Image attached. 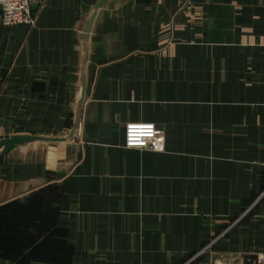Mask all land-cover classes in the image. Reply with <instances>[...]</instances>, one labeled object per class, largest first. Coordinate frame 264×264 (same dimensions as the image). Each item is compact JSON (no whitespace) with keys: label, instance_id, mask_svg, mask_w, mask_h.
<instances>
[{"label":"crops","instance_id":"obj_1","mask_svg":"<svg viewBox=\"0 0 264 264\" xmlns=\"http://www.w3.org/2000/svg\"><path fill=\"white\" fill-rule=\"evenodd\" d=\"M32 8L0 19V140L33 136L0 144V264H264V0Z\"/></svg>","mask_w":264,"mask_h":264},{"label":"built area","instance_id":"obj_2","mask_svg":"<svg viewBox=\"0 0 264 264\" xmlns=\"http://www.w3.org/2000/svg\"><path fill=\"white\" fill-rule=\"evenodd\" d=\"M33 18L32 0H0L2 23L31 24ZM124 142L129 147L161 151L165 149L166 136L161 125L153 121H129L124 125Z\"/></svg>","mask_w":264,"mask_h":264},{"label":"water","instance_id":"obj_3","mask_svg":"<svg viewBox=\"0 0 264 264\" xmlns=\"http://www.w3.org/2000/svg\"><path fill=\"white\" fill-rule=\"evenodd\" d=\"M33 136L31 135H15L12 137H8V138H2L0 140V144L4 145V152H7L8 150H10L11 148H13L17 143H21L24 142L26 140H30L32 139Z\"/></svg>","mask_w":264,"mask_h":264}]
</instances>
